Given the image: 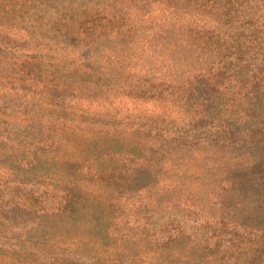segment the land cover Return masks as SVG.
Wrapping results in <instances>:
<instances>
[{"label": "trees", "instance_id": "1", "mask_svg": "<svg viewBox=\"0 0 264 264\" xmlns=\"http://www.w3.org/2000/svg\"><path fill=\"white\" fill-rule=\"evenodd\" d=\"M128 1L131 10L92 0H0L1 25L23 31L43 25L84 51L50 60L45 52L17 55L0 48V84L10 88L0 93V162L22 170L47 159L41 151L50 153L72 137L67 127L98 128L97 135L71 140L57 165L62 178L57 184L41 187L12 176L7 191L0 187V212L33 207L37 222L41 215L68 219L76 211L95 229L99 208L89 201V180L114 189H144L158 181L177 151L222 147L245 159L220 173L222 188L230 190L223 197L226 214L182 221L177 234L158 235L155 244L169 247L182 236L180 243L192 248L179 255L180 264H264V0ZM153 4L168 9L167 19L144 11ZM177 11L204 13L212 25L185 20ZM148 17L168 30L165 47L172 58L158 73L143 60L118 58L144 51L133 36ZM68 89L162 99L181 114L88 113L60 96L52 98ZM106 134L110 137L101 140ZM95 141L103 147L93 150ZM5 181L0 179V186ZM16 239L7 249L20 250Z\"/></svg>", "mask_w": 264, "mask_h": 264}, {"label": "rangeland", "instance_id": "2", "mask_svg": "<svg viewBox=\"0 0 264 264\" xmlns=\"http://www.w3.org/2000/svg\"><path fill=\"white\" fill-rule=\"evenodd\" d=\"M92 1L95 4L108 3L113 10L132 8L128 0ZM143 7L149 15H161L164 19L170 14L168 9L154 4ZM174 14L185 20L194 19L200 23L206 22L207 26L212 25L204 13L182 15L177 11ZM155 20L148 17L146 26L133 36V44L144 51L118 55V58L125 61L143 60L150 64L153 73H158L164 71V65L170 62L172 56L168 55L165 47L169 45L167 26L157 28L153 25ZM72 46L70 40L55 36L43 25L37 31H23L0 24V48L14 50L17 55L45 52L50 60L84 56V51L75 50ZM9 91L8 85L0 84V93ZM57 96L88 113L181 114L177 107L162 99H146L111 91L89 95L68 89L52 95V98ZM67 129L74 135L62 139L65 141H61L56 150L50 153L41 151L40 157L46 155L47 159L40 163L28 164L18 170L0 162V179L6 180L1 184V189H9L12 176L25 177V182L30 183L31 180L30 184L41 187L46 183L57 184L62 179L57 174V165L61 157L67 156L71 140L75 136L96 134L98 128L83 123ZM108 137L109 134H106L101 140ZM90 147L93 150L102 148V141L90 143ZM239 154L222 147L179 150L173 154V161L158 181L144 189H114L107 185H95V181L89 180L86 182V189L92 192L89 201L99 208L95 229L87 226V217H79L76 211L68 219L54 214L41 215L37 222L33 207L29 212H0V264H180L179 255L192 248L180 243L182 236L171 239L169 247H157L154 239L168 231L177 234L176 227L182 221L191 224L199 217L226 214L228 201L223 197L230 190L222 188L220 173L226 165L245 164H241L245 159ZM73 167L70 165L68 171L72 177ZM12 213L16 218L11 217L13 220H10ZM14 237H17L16 241L19 240L17 246L20 250L7 249L6 244L13 243Z\"/></svg>", "mask_w": 264, "mask_h": 264}]
</instances>
